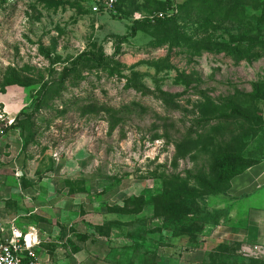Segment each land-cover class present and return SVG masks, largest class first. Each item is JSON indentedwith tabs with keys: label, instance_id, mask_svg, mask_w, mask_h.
Here are the masks:
<instances>
[{
	"label": "rangeland",
	"instance_id": "rangeland-1",
	"mask_svg": "<svg viewBox=\"0 0 264 264\" xmlns=\"http://www.w3.org/2000/svg\"><path fill=\"white\" fill-rule=\"evenodd\" d=\"M90 2L0 0V230L48 264H264L220 242L217 167L264 159V0Z\"/></svg>",
	"mask_w": 264,
	"mask_h": 264
},
{
	"label": "crops",
	"instance_id": "crops-1",
	"mask_svg": "<svg viewBox=\"0 0 264 264\" xmlns=\"http://www.w3.org/2000/svg\"><path fill=\"white\" fill-rule=\"evenodd\" d=\"M227 196V205L234 207L226 212L227 220H231L232 224L227 225L226 232H220V242H224L229 233L236 232L243 241L242 246L264 248V159L234 178Z\"/></svg>",
	"mask_w": 264,
	"mask_h": 264
},
{
	"label": "built area",
	"instance_id": "built-area-1",
	"mask_svg": "<svg viewBox=\"0 0 264 264\" xmlns=\"http://www.w3.org/2000/svg\"><path fill=\"white\" fill-rule=\"evenodd\" d=\"M121 0H91L90 9L93 14H115L116 6ZM152 21L163 20V13L152 17ZM12 233L6 234L0 230V264H48L42 255L38 254L39 234L35 228H31L29 234H22L17 228ZM20 233V234H17ZM29 238L31 240L29 241ZM243 257L264 258V248L259 246L244 245L241 247Z\"/></svg>",
	"mask_w": 264,
	"mask_h": 264
},
{
	"label": "trees",
	"instance_id": "trees-1",
	"mask_svg": "<svg viewBox=\"0 0 264 264\" xmlns=\"http://www.w3.org/2000/svg\"><path fill=\"white\" fill-rule=\"evenodd\" d=\"M121 2H122V0L116 6L115 12L118 9V7L120 6ZM88 10L92 13V11H91L90 8H88ZM112 15H114V13ZM158 22H160V20H158ZM133 31L135 32L136 31V28H133ZM79 60H81V57L79 58ZM70 72H71L70 69L69 70H66L65 71V77H67ZM257 164H255V165H257ZM255 165H251V166H241V165L235 164L234 161H231V160H227V159L219 160L218 163H217V167L219 169V179H220V182L226 188V191L228 192V189L230 187V183L232 182V180L234 178H236L237 176L242 175L245 171H247L248 169H250L251 167H253ZM208 185H209L210 188H213V186L211 184L208 183Z\"/></svg>",
	"mask_w": 264,
	"mask_h": 264
},
{
	"label": "bare ground",
	"instance_id": "bare-ground-1",
	"mask_svg": "<svg viewBox=\"0 0 264 264\" xmlns=\"http://www.w3.org/2000/svg\"><path fill=\"white\" fill-rule=\"evenodd\" d=\"M17 234H20V233L17 232ZM29 241H30V240H29Z\"/></svg>",
	"mask_w": 264,
	"mask_h": 264
}]
</instances>
